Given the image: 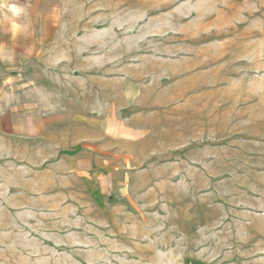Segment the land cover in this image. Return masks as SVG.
<instances>
[{"label": "rangeland", "instance_id": "obj_1", "mask_svg": "<svg viewBox=\"0 0 264 264\" xmlns=\"http://www.w3.org/2000/svg\"><path fill=\"white\" fill-rule=\"evenodd\" d=\"M11 113L0 264H264V0H3Z\"/></svg>", "mask_w": 264, "mask_h": 264}, {"label": "crops", "instance_id": "obj_2", "mask_svg": "<svg viewBox=\"0 0 264 264\" xmlns=\"http://www.w3.org/2000/svg\"><path fill=\"white\" fill-rule=\"evenodd\" d=\"M0 2H3V0H0ZM13 116V113H11V117ZM3 119H6V124H4L3 121H0V126L4 129H0V131L5 132L6 134H13L14 131V119L10 120V124L7 123L8 117L5 116ZM5 126V127H4ZM9 129H11L9 131ZM8 157L9 154H7V157L4 155L0 156V159H5L4 164H0V214H4L7 212H13L14 211V183H13V161L10 165V170L12 177L10 178L11 182L9 183V175H8ZM13 157V153L12 156ZM57 163H55L56 165ZM62 168V167H61ZM60 181V180H59ZM61 187V186H60Z\"/></svg>", "mask_w": 264, "mask_h": 264}]
</instances>
